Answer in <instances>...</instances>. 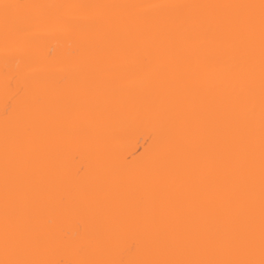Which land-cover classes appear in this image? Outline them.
Masks as SVG:
<instances>
[{
	"label": "bare ground",
	"instance_id": "obj_1",
	"mask_svg": "<svg viewBox=\"0 0 264 264\" xmlns=\"http://www.w3.org/2000/svg\"><path fill=\"white\" fill-rule=\"evenodd\" d=\"M0 264H264V0H0Z\"/></svg>",
	"mask_w": 264,
	"mask_h": 264
}]
</instances>
